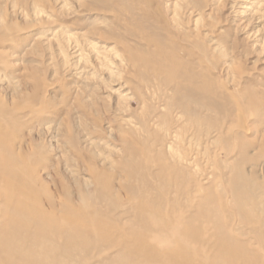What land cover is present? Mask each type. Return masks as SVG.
Listing matches in <instances>:
<instances>
[{
    "label": "rangeland",
    "instance_id": "obj_1",
    "mask_svg": "<svg viewBox=\"0 0 264 264\" xmlns=\"http://www.w3.org/2000/svg\"><path fill=\"white\" fill-rule=\"evenodd\" d=\"M237 169L248 196L234 195ZM12 170L43 186L44 208L73 203L116 240L159 244L158 255L177 250L174 237L208 260L219 228L254 249L264 0H0V179L16 187ZM189 223L202 245L184 237ZM114 251L78 255L111 264Z\"/></svg>",
    "mask_w": 264,
    "mask_h": 264
},
{
    "label": "bare ground",
    "instance_id": "obj_2",
    "mask_svg": "<svg viewBox=\"0 0 264 264\" xmlns=\"http://www.w3.org/2000/svg\"><path fill=\"white\" fill-rule=\"evenodd\" d=\"M187 91L192 96L193 101L197 102L199 108H202V90L198 88L197 91L190 88ZM199 111L197 108L191 109L186 105L181 106V113L198 123ZM19 172L12 170L8 175L12 178L17 177L16 181H18V178L20 180L19 176L22 175V173L19 175ZM3 174L5 173L3 172ZM234 175L231 181L234 195L239 197L243 191L246 193L244 195L248 196L250 187L242 181L244 179L242 171L237 169ZM19 182L22 183L15 187L11 186L10 180L0 179V199L2 201L0 202L3 203L0 211V264H91L86 263L87 257L85 261L80 258L79 250L85 251L83 255L86 256L85 253L88 250L97 253L102 247L110 252L115 250V254L117 253L115 259L105 257L111 261V264H264V255L259 254L264 253V223L256 221V227L252 229L256 245L255 250L250 248L252 245L248 246L247 241H237L234 235L229 234L224 228H219V232L214 237L216 243L212 247L214 256L208 260L201 261L190 255L189 244L185 240L174 237L172 243L177 245V250L170 251V245H168L165 250H169V252L158 255L162 252L159 250L158 254L155 253V250L160 249L159 244L155 247L148 245L144 238H137L135 235L128 240H116L110 237V233L105 234L95 224L93 215L86 218L83 210L72 205L73 203L71 204L70 201L71 205L59 206L50 197L47 201L50 209L44 208L34 193L38 190H35L36 188L43 186L41 187L35 179L27 183L25 181H18L17 183ZM4 209L7 210V213ZM61 209L63 210L62 216L58 215L57 211ZM8 214L12 217L10 218ZM191 225L188 226V231L185 230L186 236L184 237L190 242L193 241L195 245H202L201 236L193 234L196 228L190 234L194 228L193 224ZM143 226L145 227V225ZM190 227L192 230L189 232ZM92 258L95 259L96 257ZM106 260L98 256L96 263L108 264Z\"/></svg>",
    "mask_w": 264,
    "mask_h": 264
}]
</instances>
